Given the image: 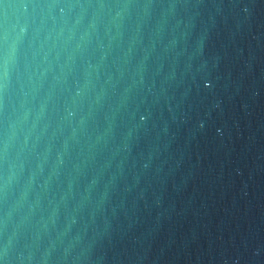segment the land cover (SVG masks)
I'll use <instances>...</instances> for the list:
<instances>
[{
    "label": "water",
    "instance_id": "95a60500",
    "mask_svg": "<svg viewBox=\"0 0 264 264\" xmlns=\"http://www.w3.org/2000/svg\"><path fill=\"white\" fill-rule=\"evenodd\" d=\"M91 2L129 7L50 52L60 130L38 208L0 188V242L48 248L43 264H264V0Z\"/></svg>",
    "mask_w": 264,
    "mask_h": 264
},
{
    "label": "clouds",
    "instance_id": "9594fccd",
    "mask_svg": "<svg viewBox=\"0 0 264 264\" xmlns=\"http://www.w3.org/2000/svg\"><path fill=\"white\" fill-rule=\"evenodd\" d=\"M128 7L127 4L92 3L91 0H32L27 5L0 0V188L7 192L15 184L19 190V201L27 204L29 214L33 205L39 207V198L33 189L34 178L43 172L42 165L49 163L50 145L60 130L56 109L50 106V92L40 95L46 73L51 71L49 54L58 42L66 46L78 32L83 39L89 28L95 31L96 22L102 21L104 15L115 10L111 19H116L121 16L120 10ZM25 8L27 12L21 15ZM85 18L86 25L83 23ZM76 47L79 48V43ZM65 52L68 53L67 62L71 54L67 47ZM53 58L57 59L59 67L58 54ZM22 77L28 91L24 90L26 85ZM88 90L86 83L84 92ZM77 95H82L79 89ZM83 123L81 117L77 127ZM75 134L76 128L70 126L68 136L60 140L59 149L49 165L53 171L62 163L61 155L67 153L68 140H75ZM41 145L42 150L38 151ZM32 161H35V170L31 168ZM26 166L28 172L25 176ZM47 182L45 180L44 184ZM40 186L36 183L37 188ZM29 190L34 194L31 203L27 201ZM19 201L14 206H18ZM59 202L65 203L63 194ZM49 205L52 206L49 219L54 225L57 206L54 200H50ZM7 220L8 213L5 212V224ZM15 235L14 229L13 237ZM23 249L16 246L5 230L4 239L0 242V264H43L49 255L48 248L39 256L31 250L30 244H24ZM35 251L39 252L38 246ZM64 259L67 264L68 258ZM72 259L78 260L79 257Z\"/></svg>",
    "mask_w": 264,
    "mask_h": 264
}]
</instances>
